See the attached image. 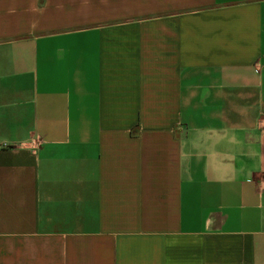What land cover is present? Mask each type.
<instances>
[{"label": "crops", "instance_id": "crops-1", "mask_svg": "<svg viewBox=\"0 0 264 264\" xmlns=\"http://www.w3.org/2000/svg\"><path fill=\"white\" fill-rule=\"evenodd\" d=\"M0 264H264V0H0Z\"/></svg>", "mask_w": 264, "mask_h": 264}]
</instances>
